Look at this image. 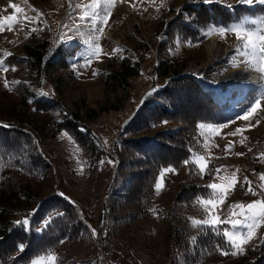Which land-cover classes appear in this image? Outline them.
I'll use <instances>...</instances> for the list:
<instances>
[{"label": "rangeland", "instance_id": "1", "mask_svg": "<svg viewBox=\"0 0 264 264\" xmlns=\"http://www.w3.org/2000/svg\"><path fill=\"white\" fill-rule=\"evenodd\" d=\"M212 1L223 4L226 0ZM229 1L234 3L233 5L238 4V0ZM133 2L135 6L130 3L132 8L129 11L126 10L129 3L117 2L114 6L109 22L104 28L113 34L115 40L102 36L98 41L102 49L101 54L92 57L86 65L84 58L87 50L86 41L91 28L88 23L79 21L78 17L83 14L85 6L90 5L92 0H28L27 4L23 0H0V19L4 16H15L16 18L11 29L6 24L4 30L0 32V60L12 57L24 61L26 59L24 47L37 46L45 40L49 42V52H52L65 33L74 37L70 41L71 45L76 44L81 48L80 53L67 59L74 70V78H70L66 71H58L50 76L52 83L47 80L43 89L33 87V92L39 99L54 98L59 108L53 111L32 110L29 107L31 99L25 104L19 103V96L11 93L5 84L6 82L16 84L20 80L23 81L21 77L24 78V72L22 73L21 69L16 66L8 67L7 71L0 70V123L10 124L19 120L24 121V127L35 135L38 148L43 149L47 155L49 168L46 175L32 189L38 195L36 200L40 201L55 193L63 194L73 202L76 218L87 225L88 234H79L68 242L63 241L58 249L53 251L57 256L58 251L62 252L66 249L70 258L77 263L98 264L96 261L99 260V264H106L107 250L109 252L112 250V258L109 259L108 264H177L184 259L191 251L190 243L193 242L199 227L204 226H193L191 220L202 221L206 218L203 207L197 202L198 209L193 211L177 199L185 184L209 185L215 182L227 185L228 179L221 180L220 177L230 178L231 173L239 170L237 172L239 182L227 194L223 206L217 209L221 219H225L231 205L236 203L246 205L262 198L247 191L248 186L243 178L248 177L257 193L260 192L258 186L262 181L259 175L264 173V156L261 155L264 153V111L251 121L254 125L257 119L260 121L255 127L246 129L235 136L227 135L237 128H245L248 123L238 118L249 107V105L236 106L245 98L241 93L251 92L253 95L250 98H255L260 88L248 86L237 89L231 80L215 87L217 96L223 91H228L225 94V99L229 101L226 111H229L233 118L224 123H229V127L224 128L220 134L209 133L207 129L199 128L203 138V149L196 155L208 157L210 163H213V175L210 180H205L204 174H201L200 178L189 182L187 168L184 167L179 172L175 171L165 175L159 194L155 189L154 202L149 215L130 223L121 221L119 225L113 222L114 219L106 216V204L111 198L113 199L114 193L126 184L124 181L129 174V171H125L124 166L121 165L122 159L115 150V144L125 125L136 114L145 98L154 92L152 88L162 84V81L154 80L153 71L165 59V55L160 54L156 49L157 44L162 43L166 38L164 32L154 33L161 21L172 19L181 7L188 4H201L204 0H133ZM13 3L19 4L24 12L17 13L11 7ZM169 10H174V13H168ZM99 11L103 13V5ZM25 16L37 17V19L25 20ZM77 25H79V33L76 31ZM99 26L97 24V27ZM153 34L155 35L154 42L151 38ZM212 37H216L218 45L215 57L208 51ZM141 42L149 44L146 47V53L137 49ZM239 43L232 33L226 34L224 38H221L219 34H213L193 46H179L173 51V60H176L175 63L185 64L184 73L194 76L201 82L207 81L209 86L205 88L210 90L209 87L213 85L210 83L212 80L227 76L235 68L242 67L244 70H252L245 68V57L236 55L235 50ZM5 52L11 55L5 57ZM126 54L130 63H139L141 73L130 81L127 90L119 89L113 92L110 86L105 85V76L109 71L118 69L119 62ZM140 54L144 58H141ZM234 56L239 66H231ZM13 68L15 71L12 70ZM214 76L216 78L213 79ZM28 81V79L24 80L27 84ZM208 92L213 97L212 92ZM232 92L234 93L231 94ZM261 106L264 109V100L261 101ZM61 110L79 114L92 132L95 146L100 150H106L107 155L101 157V161L105 163L101 165L96 160H89L63 132L59 134L56 141L50 139V132L47 126L43 125L44 121L50 118L60 119ZM233 120L235 123H230ZM230 142L231 151L226 152L225 146ZM238 153H243V155H237ZM111 159L115 165L108 163ZM217 168L222 169L219 177L216 175ZM167 178L169 182L166 186L165 179ZM158 179L159 176L157 181ZM24 181L20 180L21 185H26ZM28 184L35 183L28 182ZM210 191L212 193L210 197H214L213 191L211 189ZM20 200L17 201L19 205L17 207L25 210L23 209L25 204ZM33 203L30 207L34 205ZM106 221L108 236L105 243L96 246V235H93L92 229H95L97 234L100 222ZM221 225L231 230L230 224ZM237 230L245 231L243 228ZM263 238L264 225L258 229L256 238L244 246V252H249ZM241 256L242 253L222 260L217 256L202 253L195 258L194 264H232ZM31 261L28 264H31Z\"/></svg>", "mask_w": 264, "mask_h": 264}, {"label": "trees", "instance_id": "2", "mask_svg": "<svg viewBox=\"0 0 264 264\" xmlns=\"http://www.w3.org/2000/svg\"><path fill=\"white\" fill-rule=\"evenodd\" d=\"M230 3L226 0L223 4L212 1L185 5L169 21H161L156 29L154 34L164 32L166 38L157 44L156 49L165 55V59L153 71L154 80L162 81V84L152 88L154 92L145 98L115 144V150L122 159L121 165L125 171H129L124 181L126 184L114 193L113 199L105 206L106 216L114 219L116 225L121 221L130 223L151 213L155 184L163 168L172 166L179 172L186 167L189 182L200 178L201 174L193 163H183L186 159L191 161L192 154L200 153L203 149L199 124H219L232 120L233 117L226 111L228 102L213 100L194 76L183 72L185 64L173 60V51L179 46H193L215 34L204 35L213 25H230L245 16L264 15V5L238 3L229 8ZM168 13H174V10ZM154 34L151 36L153 42ZM48 46V40L37 46H25L24 61L12 57L4 60L8 67L16 66L24 72L21 79L29 80L28 84L24 80L16 84L8 83V87L11 93L19 96V103L25 104L31 99L29 107L34 111L48 112L59 108L54 98L42 100L36 97L33 87L43 89L47 80L52 83L50 76L58 71H66L70 78H74V70L67 59L81 52L78 45L63 43L61 39L52 52H49ZM148 46L141 42L137 49L146 53ZM140 57L144 58L141 54ZM118 65V69L109 71L104 79L105 85L110 86L113 92L127 90L130 81L141 73L139 63H130L127 54ZM251 95V92L247 93L245 100L238 105H247L252 99ZM60 112V119L44 121L50 139L56 141L63 132L84 156L100 162L107 152L95 146L94 136L79 114L65 110ZM23 123L22 120L0 123V264H28L39 255H47L49 249L57 250L61 241L68 242L79 234H88L87 225L76 218L74 204L68 198L55 193L36 200L38 195L32 189L45 177L49 163L45 151L38 148L35 135ZM212 165L209 164L207 173L203 175L205 180H210L213 175ZM20 180H25L26 185H21ZM28 182L35 184L29 185ZM168 182L169 178L165 179L166 186ZM210 196L212 193L208 185L188 183L181 188L177 199L189 210L197 211V198ZM19 199L25 204V210L17 207ZM32 202L34 205L30 207ZM25 219L30 222L28 226L16 223ZM45 221H48L46 226ZM219 227L221 231L225 229L224 225ZM214 231L211 227H199L195 242L190 243L191 251L177 264H194L195 258L202 253L222 260L231 258V254L225 256L220 250L231 253L226 238L214 234ZM20 244L25 246L23 252L19 251ZM57 257V264H85L70 258L66 249L58 251ZM232 264H264V238Z\"/></svg>", "mask_w": 264, "mask_h": 264}, {"label": "snow or ice", "instance_id": "3", "mask_svg": "<svg viewBox=\"0 0 264 264\" xmlns=\"http://www.w3.org/2000/svg\"><path fill=\"white\" fill-rule=\"evenodd\" d=\"M25 4L28 3V0H23ZM120 3H133V0H92L90 5H86L83 11V14L78 17L79 21L83 23H88L90 25L91 31L88 34L87 50L85 58V64L87 65L88 61L95 56H99L102 52L101 46L98 43L100 38L103 36L105 28L104 26L108 24L109 19L111 17L114 6ZM205 3H211L212 0H204ZM239 4L253 5L261 4L264 5V0H238ZM101 5L104 6V11L101 13L99 10ZM11 7L15 9L17 13L24 12V9L17 3L11 4ZM229 8H232V5H228ZM90 9V10H89ZM35 11V10H34ZM25 20L34 21L37 17L29 18L27 16L24 17ZM16 20L15 16H4L3 19H0V32L4 30L5 25L7 24L9 29L12 27V23ZM97 24L100 26L97 27ZM66 27H68L66 25ZM77 33H79V25L76 28ZM219 34L221 38H224L226 34L232 33L236 36L237 40L240 42L239 46L236 48L235 52L237 56L245 57L244 61L245 68H251L255 72L260 74V79L264 80V15H257L255 17L245 16L240 19L239 22H234L230 25H213L207 29L204 33L205 36L210 34ZM81 35H83L81 33ZM73 36H69L66 33L61 37V42L68 43L73 40ZM179 43V41H177ZM5 57L10 56L11 53L5 52ZM233 67L239 66L237 63L236 57H233L232 65ZM0 70L7 71L8 66L5 64L4 60H0ZM15 71V68L12 69ZM19 83V82H16ZM6 87L8 84L6 82ZM264 100V85H261L258 96L254 99V101L249 105L247 109H245L244 113L239 116L240 120L248 122L245 128H237L234 132L228 133L227 135L235 136L238 133H243L246 129H250L255 127L260 123L257 119L256 124H252L251 121L257 117L264 109H262L261 101ZM164 123H167L166 121ZM230 123H235V120ZM4 127H8V125H4ZM229 127V123L223 124H199V128L207 129L209 133L220 134L224 128ZM232 144L225 146V151H231ZM237 155H243V153H238ZM264 156V153L261 154ZM193 163L197 166L200 174H206L208 170V165L210 163V158L192 154L191 161L184 160L183 163L188 165L189 163ZM101 165L105 163V161H100ZM108 163H112V161H108ZM221 168L216 169V175L219 177L221 172ZM176 169L172 166H168L163 168L160 171L159 179L155 184V189L157 194L163 187V180L167 173H173ZM239 170H237L238 172ZM237 172L231 173L230 178L228 177H220L221 180L228 179L227 185L224 183H211L208 185L213 193L214 197L210 198H197V203L203 207L206 218L204 220L192 219L191 223L193 226L204 225L211 227L214 229V234L222 235L225 237L226 244L232 249L231 253L220 249L222 254L227 256L238 255L244 252V246L253 241L256 236L258 229L264 225V173L259 175V179L262 183L258 186L260 188V192L257 193L255 187H253L252 182L248 179V177H244L243 181L248 186L247 191L252 195H259L262 198L252 201L249 204L236 203L229 207L228 214L225 219H221V216L218 214L217 209L222 207L225 203L227 194L232 191L235 187V184L239 182ZM63 195V194H61ZM17 224H23L25 226L29 225V220L25 219L24 221H17ZM48 221H45V226ZM230 224L231 230L223 229L220 230L221 224ZM243 228L245 231L241 232L237 229ZM42 229H37V231H41ZM93 235H96V230L92 229ZM196 238H193V242H195ZM63 243V241H61ZM24 245L20 244L18 246L19 251H24ZM218 249L219 245L216 246ZM58 257L55 253L49 249L47 255H39L35 259L31 261V264H57Z\"/></svg>", "mask_w": 264, "mask_h": 264}, {"label": "bare ground", "instance_id": "4", "mask_svg": "<svg viewBox=\"0 0 264 264\" xmlns=\"http://www.w3.org/2000/svg\"><path fill=\"white\" fill-rule=\"evenodd\" d=\"M131 8H132V4L129 3L128 6H126V10L129 11ZM85 26H87V25H85ZM103 36L110 39V40H115L113 34L109 30H105ZM116 42H118V41H116ZM208 51H209V54L213 55L214 57L216 56V54L218 52V45L216 42V37L215 38L212 37L210 39ZM231 80L234 82V86L237 89H239L240 87L247 88L248 86H252L255 88H261V85H263V80L260 79V74H257L255 72H253L252 70H244V69H242V67L235 68L234 70L230 71V73L227 76H225L221 79V81H223V82H229ZM211 92L213 94V97L215 96L216 98H218L217 99L218 102H223L226 98L223 94H220L219 96H217V95H215V91H211ZM107 236H108V224L106 221V222H104V243H105V239L107 238ZM95 240H96L95 244H96V246H98L100 244L99 235L95 236ZM110 246H112V245H110ZM111 258H112V250L110 252V259ZM96 263L99 264V260L96 261Z\"/></svg>", "mask_w": 264, "mask_h": 264}, {"label": "built area", "instance_id": "5", "mask_svg": "<svg viewBox=\"0 0 264 264\" xmlns=\"http://www.w3.org/2000/svg\"><path fill=\"white\" fill-rule=\"evenodd\" d=\"M96 235H99L100 245H102V243H104V222H100V225L98 226V230H97ZM105 259L107 260L106 264H108V261L110 259V252L109 251H106Z\"/></svg>", "mask_w": 264, "mask_h": 264}, {"label": "water", "instance_id": "6", "mask_svg": "<svg viewBox=\"0 0 264 264\" xmlns=\"http://www.w3.org/2000/svg\"><path fill=\"white\" fill-rule=\"evenodd\" d=\"M223 77H221V78H218V79H216L215 81H213L211 84H213V85H211L209 88L211 89V88H214L215 86H217L218 84H221V83H224L223 81H221V79H222ZM206 83V84H205ZM204 83V85L205 86H209V84L207 83V82H205ZM203 84V83H202ZM203 85V86H204Z\"/></svg>", "mask_w": 264, "mask_h": 264}, {"label": "crops", "instance_id": "7", "mask_svg": "<svg viewBox=\"0 0 264 264\" xmlns=\"http://www.w3.org/2000/svg\"><path fill=\"white\" fill-rule=\"evenodd\" d=\"M234 3H230L229 5H233Z\"/></svg>", "mask_w": 264, "mask_h": 264}]
</instances>
